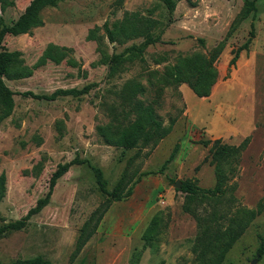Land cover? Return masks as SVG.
<instances>
[{
	"label": "rangeland",
	"instance_id": "rangeland-1",
	"mask_svg": "<svg viewBox=\"0 0 264 264\" xmlns=\"http://www.w3.org/2000/svg\"><path fill=\"white\" fill-rule=\"evenodd\" d=\"M31 1L5 0L7 7L2 11L0 0V15L10 25ZM173 1L176 8L169 12L164 0H63L41 12L42 26L26 35L5 37V47L22 52L28 66L38 61L49 44L71 49L70 57L78 66L48 63L30 78L5 80L17 95L12 115L0 124V175H6L0 229L22 220L48 194L59 166L77 157L89 165H72L58 181L49 205L23 230L1 233V264L39 256L52 264H198L193 248L201 228L197 218L185 212L186 197L175 183L191 180L203 190L216 186L211 145L203 143L217 139L231 146L247 141L237 170L229 176V185H236L235 202L223 200L218 206L196 202L192 207L205 220L214 207L226 213L229 208L232 212L257 210L261 205V214L222 264H264V255L257 257L264 236V0ZM251 2L256 10L251 9ZM126 13L160 21L155 34L163 32L161 42L148 48L145 63L127 64L126 71L110 79L98 43L86 38L97 29L102 49L110 55L142 43L138 39L118 47L109 42L104 25L122 20ZM250 38L248 49L231 66L236 51ZM220 45L219 80L209 99L198 98L185 84L159 92L162 85L150 73H164L181 57L209 56ZM161 57L167 61L157 64ZM130 80L145 89L137 98L146 103L158 98L155 112L163 126L176 122L171 134L153 150L107 146L98 135L97 128L112 121L109 109L118 107L117 93ZM88 84L96 87L79 98L46 102L20 95L28 91L51 94ZM116 112L121 113L120 109ZM216 124L218 132L212 127ZM177 145L175 159L164 173L150 176L147 188H139L150 190L158 180L166 186L153 193V209L133 212L128 200L112 203L100 191L91 167L102 170L109 192L119 191L141 172L159 171ZM231 194L228 190L226 197ZM107 206L111 210L93 232Z\"/></svg>",
	"mask_w": 264,
	"mask_h": 264
},
{
	"label": "trees",
	"instance_id": "trees-1",
	"mask_svg": "<svg viewBox=\"0 0 264 264\" xmlns=\"http://www.w3.org/2000/svg\"><path fill=\"white\" fill-rule=\"evenodd\" d=\"M1 1L2 11H5L7 2H5V0ZM62 1L63 0H32L19 18L10 25H7L0 15V124L12 115L15 107L14 97L17 95L6 85L5 80H23L30 78L36 70L44 68L48 63L61 65L65 62L72 67L78 66V62L70 57L71 49L67 47L49 44L38 61L33 66H28L25 64L22 52L9 51L3 44L6 36L17 37L26 35L29 34L31 30L42 26L41 12L46 8L57 6V4ZM164 3L169 12L175 10L176 3L173 0H164ZM249 5L252 10H256L253 2ZM247 15L248 12L244 15V18ZM159 26H161L160 21L143 17L138 13H126L122 20L116 21L112 25L106 23L104 29L108 40L118 47H123L129 42L143 39L142 43H133L125 47L121 53L114 52L111 55L102 49L101 39L97 36V29L90 31L86 39L87 41H96L98 43L101 63L108 67L107 77L113 79L126 71L127 64H133L137 61L142 64L145 63V53L148 48L161 42V34L163 32L158 35L155 34V30ZM251 36H253V32ZM250 40L251 38L236 51L234 58L230 62L231 66L237 62L241 51L248 49ZM222 50L223 47L220 45L215 48L209 56L198 53L187 57H181L177 60L175 65L167 66L164 73L161 74L158 71H153L150 73V76L156 79L159 85H162L159 92H162L164 87H178L185 84L198 98H208L211 96L219 80V71L216 67V62ZM165 61H167V58L161 57L156 60V63L161 64ZM95 87L96 84H88L81 89H58L51 94H35L34 92L28 91L20 95L37 101L54 102L63 97L79 98L88 95ZM144 93L145 89L136 80L127 82L117 93L120 104H118V107L112 106L109 109V113L112 114V121L107 125L97 128L98 135L105 145L123 149L149 147L153 150L163 139L171 134L176 122L173 120L169 126H163V123L158 119L155 112V106L158 105V98L150 103H146L137 98L138 96H143ZM118 109L121 111L119 115L116 114ZM132 116L134 117L133 120H131ZM203 144L205 147L211 145L209 157L211 158V165L215 166L216 186L213 189L203 190L197 187L191 180H186L181 183L177 191L183 193L186 197L184 205L185 212L196 217L201 228L200 236H198L193 248V251L196 253L198 264H222L226 254L246 232L255 218L261 214L262 206L260 205L257 210L239 208L235 212H232L229 208L226 213H220V210L214 207L213 212L210 213L209 217L205 220L198 215L197 210L192 207L196 202L202 205L213 202L210 206H218L223 203V200H226L228 203L234 204L235 198L233 197V192L236 190V185H229V176L233 175L237 170L247 141L240 146L224 144L222 139H217L213 142H204ZM178 147L177 145L174 148V151L161 166L159 171L142 172L140 175L138 174L136 180L131 181L130 179L126 181L123 188L115 192H109L107 190L108 183L104 179L102 170L91 167L100 191L104 195L109 196V201L111 200L112 203L128 199L131 197L135 185L141 181L143 177L164 173L168 165L175 159ZM208 158H206L205 161H207ZM84 164L89 165V162L77 157L70 164L59 166L52 176L48 194L40 199L36 206L32 208L22 220L1 228L0 235L5 232L23 230L32 217L40 214L49 205L58 181L68 173L70 167L72 165ZM128 186L129 189L126 195H122L124 188H128ZM228 190L232 192L229 198L226 197ZM5 192L6 175L2 173L0 175V199L4 197ZM109 207L107 206L98 216L93 232L97 230L104 215L110 209ZM84 229H86V227H84ZM263 255L264 236L260 237V244L257 250L258 259H261ZM11 264L52 263L39 256L28 260H17Z\"/></svg>",
	"mask_w": 264,
	"mask_h": 264
},
{
	"label": "crops",
	"instance_id": "crops-1",
	"mask_svg": "<svg viewBox=\"0 0 264 264\" xmlns=\"http://www.w3.org/2000/svg\"><path fill=\"white\" fill-rule=\"evenodd\" d=\"M212 127H214V129L216 130L215 132L219 131L218 124H216L215 126H212ZM150 176H152V175H150ZM150 176H147L149 178L143 177L141 179V181H139L135 185L131 197L126 199V200H128V206L132 209L133 212H135L137 208H141L144 213L146 212V210L149 211V210L153 209L155 207V203H156V200H154L153 193H158L159 190L166 188V186L163 184V182L158 180V184L153 185L152 187L149 186L150 190L143 189V191H141L139 188H147L148 184L151 182ZM116 203H119V202H116Z\"/></svg>",
	"mask_w": 264,
	"mask_h": 264
},
{
	"label": "water",
	"instance_id": "water-1",
	"mask_svg": "<svg viewBox=\"0 0 264 264\" xmlns=\"http://www.w3.org/2000/svg\"><path fill=\"white\" fill-rule=\"evenodd\" d=\"M180 186H181V184L177 181V182L175 183V187L179 189Z\"/></svg>",
	"mask_w": 264,
	"mask_h": 264
}]
</instances>
